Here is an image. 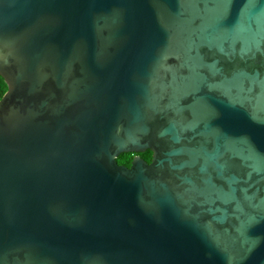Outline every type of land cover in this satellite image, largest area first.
Instances as JSON below:
<instances>
[{"label":"water","instance_id":"obj_1","mask_svg":"<svg viewBox=\"0 0 264 264\" xmlns=\"http://www.w3.org/2000/svg\"><path fill=\"white\" fill-rule=\"evenodd\" d=\"M0 75V264H264V0H0Z\"/></svg>","mask_w":264,"mask_h":264},{"label":"snow or ice","instance_id":"obj_2","mask_svg":"<svg viewBox=\"0 0 264 264\" xmlns=\"http://www.w3.org/2000/svg\"><path fill=\"white\" fill-rule=\"evenodd\" d=\"M221 47H222V45H221ZM219 86L222 88L224 94L229 96L230 99H232L233 101H235V102H243L244 101L245 98L243 97L242 90L239 88V86L237 84L233 83L232 85H227V86L221 84ZM254 115L264 117V110L256 112Z\"/></svg>","mask_w":264,"mask_h":264},{"label":"flooded vegetation","instance_id":"obj_3","mask_svg":"<svg viewBox=\"0 0 264 264\" xmlns=\"http://www.w3.org/2000/svg\"><path fill=\"white\" fill-rule=\"evenodd\" d=\"M130 153L131 155V160L130 162H125L122 158V154H128ZM121 155L118 156L117 158V161L122 164V165H125V166H128L130 167L132 165V161L135 157L139 156L145 160H147L148 162H151L152 159H153V153L151 150H147L145 152H142V153H136V152H127V153H122Z\"/></svg>","mask_w":264,"mask_h":264},{"label":"trees","instance_id":"obj_4","mask_svg":"<svg viewBox=\"0 0 264 264\" xmlns=\"http://www.w3.org/2000/svg\"><path fill=\"white\" fill-rule=\"evenodd\" d=\"M8 90V84L6 83L5 79L0 75V100L4 96V94ZM122 158L125 162H130L131 160V155L130 153L128 154H122Z\"/></svg>","mask_w":264,"mask_h":264}]
</instances>
